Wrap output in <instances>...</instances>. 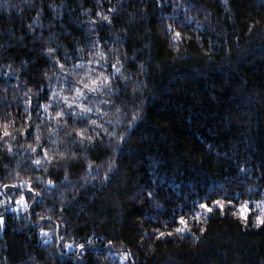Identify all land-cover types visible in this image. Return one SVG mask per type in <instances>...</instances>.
<instances>
[{
	"label": "trees",
	"instance_id": "16d2710c",
	"mask_svg": "<svg viewBox=\"0 0 264 264\" xmlns=\"http://www.w3.org/2000/svg\"><path fill=\"white\" fill-rule=\"evenodd\" d=\"M257 217L264 0H0V264H264Z\"/></svg>",
	"mask_w": 264,
	"mask_h": 264
},
{
	"label": "snow or ice",
	"instance_id": "6c2138e0",
	"mask_svg": "<svg viewBox=\"0 0 264 264\" xmlns=\"http://www.w3.org/2000/svg\"><path fill=\"white\" fill-rule=\"evenodd\" d=\"M177 35H179V34H177ZM57 115H60V113H57ZM49 182L51 183V181H49ZM5 187H7V185H5ZM22 199H23V197H22ZM212 203L213 204H216V205H219L221 208L223 207V205L221 204V202L218 201V200L217 201H213ZM200 207L205 208L208 211H211V208L209 207V205L207 203L201 204ZM237 207L240 209V211L237 214L240 215V216H242V217H246L247 212L248 211H251V209H249L247 207V204L246 203L245 204L238 205ZM177 219L179 220V222L181 224H185L186 225V217L180 216ZM257 219L259 220L260 223H264V218L257 217ZM177 231H183V229L182 228H178ZM168 234H170V233H168ZM160 235L163 236V235H165V233H160ZM65 246H67V243L65 244ZM78 247L83 248L84 245H78Z\"/></svg>",
	"mask_w": 264,
	"mask_h": 264
},
{
	"label": "rangeland",
	"instance_id": "374dc122",
	"mask_svg": "<svg viewBox=\"0 0 264 264\" xmlns=\"http://www.w3.org/2000/svg\"><path fill=\"white\" fill-rule=\"evenodd\" d=\"M67 246H68V248H69L70 250L73 249V248L75 247V246L72 245L71 243H68Z\"/></svg>",
	"mask_w": 264,
	"mask_h": 264
}]
</instances>
